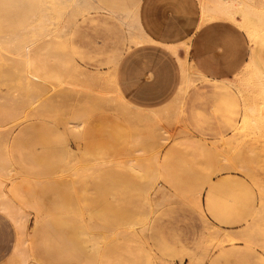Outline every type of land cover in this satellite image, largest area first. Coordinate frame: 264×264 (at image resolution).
<instances>
[{
  "label": "rangeland",
  "instance_id": "rangeland-1",
  "mask_svg": "<svg viewBox=\"0 0 264 264\" xmlns=\"http://www.w3.org/2000/svg\"><path fill=\"white\" fill-rule=\"evenodd\" d=\"M141 2L97 0L98 5L73 11L66 23L71 2L59 8L56 0H0V35L31 34L35 66L50 82L84 70L97 81L115 82L121 91L117 67L123 54L151 38L145 32L146 38L130 40L118 14L132 11ZM223 17L201 14V23L229 20ZM62 26L67 29L64 33ZM179 44L188 48L183 42L164 45L174 53ZM3 52L0 47L1 95L9 92L4 74L10 65ZM185 75L182 68L179 88ZM225 79L196 81L184 99L186 124L170 128L154 157L132 142L124 117L105 105L89 115L82 139L70 135L51 114L17 121L7 143L16 173L5 189L10 188L22 204L28 222L16 228L0 211V264H22L13 253L22 236L39 264H74L86 258L89 237L97 231L106 236L98 264H191L197 254L204 255L202 264H264V252L242 235L246 225L257 221L264 204V169L259 157H251L239 140L227 142L239 97ZM179 88L168 102L180 97ZM72 98L71 104H78L80 97ZM75 98L79 99L75 102ZM99 147L112 151L104 167L75 172L80 149ZM197 195L204 203L203 213L189 203ZM205 240L211 241L206 256L202 253Z\"/></svg>",
  "mask_w": 264,
  "mask_h": 264
},
{
  "label": "bare ground",
  "instance_id": "bare-ground-1",
  "mask_svg": "<svg viewBox=\"0 0 264 264\" xmlns=\"http://www.w3.org/2000/svg\"><path fill=\"white\" fill-rule=\"evenodd\" d=\"M56 1L59 8H64L69 2L72 3L65 19L66 23H70L73 11L98 5L97 3L95 4V0ZM257 1L199 0V10H201L200 14H202L203 18L224 16L229 20H233L236 25L244 30L252 45L249 57L243 68L236 75L237 77L225 79L237 90L243 103L241 121L238 127L227 137V142L229 144L232 141L239 140L241 148L250 153L251 157H255L253 156L254 154L259 157L262 164L261 169H264V0L262 4H258ZM42 9L44 10L43 7ZM118 16L127 26L130 40H142L145 33L141 27L137 9L128 13L118 14ZM65 28V26H62L60 32L64 33L67 30ZM181 46L185 49L183 45L179 44L174 52L183 66L182 68L186 71L185 78L179 88L180 97H175L166 106L147 109L128 100L118 89L115 82L108 81L106 78L97 81L94 74L86 73L84 70L67 73L63 75V78L59 77L57 82H50L42 71L35 66L36 57L33 54L34 39L29 33H20L13 37L0 39V47L4 51L2 56L10 65V69L4 74L5 79L8 81L5 83L8 84L9 92L5 95L0 93V210L12 218L16 228L26 227L28 217L23 210L22 204L17 202L12 196L10 188L9 190L5 189L6 181L16 173V168L10 159L7 148L11 127L17 121L26 120L34 114L36 117V114L40 116L39 113H41L43 116L46 113L45 115L56 116L57 122H60V125L63 124L62 127L66 126L70 130L67 129L71 133L70 135L73 134L77 139H80L90 122L89 115L105 105L113 112L121 114L122 118L124 117L123 119L128 124V128H131L132 137L130 136V138H133V141H131L148 151V154L149 152L152 153L154 157L156 152L159 151L157 147L167 138L170 128L175 127L177 123L185 124L182 118V103L187 92L196 84L197 80L208 78L207 75L201 73L193 66L187 57L180 55L179 48L181 49ZM41 59L43 60V57ZM74 95L80 97L78 104L75 103V105L70 102ZM77 99L75 98V102ZM66 127L63 129H66ZM183 128H185V125H183ZM156 148L157 151L155 150ZM241 148H237V153L241 152L239 150ZM80 150V163L75 172L96 171L104 167L103 165L112 156L110 149L101 147L95 151H89L87 148ZM143 161L144 157L139 160L141 166L144 165ZM155 174L152 175V180L156 178ZM189 203H192L193 207L198 208L201 213L204 212L200 195L191 196ZM256 220V222L254 221L255 223L250 222L246 225L247 227H245L244 232L242 231V235L243 238L254 243L264 252V204L260 207ZM21 233L19 236H21ZM215 233L214 231L213 235L217 236L218 234ZM22 237L17 240L13 252L14 255H18L21 258L22 264H39L29 251L27 240ZM104 237L106 238L103 233L98 231L97 233H91L89 237L91 245L88 255L83 260L77 259L74 264H98V259L102 257L101 240L103 242ZM206 238L210 239L211 237L208 235ZM210 242L207 241L205 243L202 249L204 252L200 250L202 253L205 254L208 251ZM203 259L204 255H194L192 256L191 264H202Z\"/></svg>",
  "mask_w": 264,
  "mask_h": 264
},
{
  "label": "crops",
  "instance_id": "crops-1",
  "mask_svg": "<svg viewBox=\"0 0 264 264\" xmlns=\"http://www.w3.org/2000/svg\"><path fill=\"white\" fill-rule=\"evenodd\" d=\"M135 9L151 42L133 46L123 54L117 67V80L123 95L138 106H166L178 91L182 80L181 64L164 44L185 43L188 48L185 51L181 46L180 55L187 57L193 66L208 76L203 80L237 75L249 57L250 44L244 30L226 19L201 23L199 0H142L141 6L138 4ZM20 33L8 32L0 35V39ZM237 94L239 110L232 132L238 127L243 113L242 99ZM182 118L186 124L184 100ZM202 205L204 209L203 201ZM2 212L15 225L12 218Z\"/></svg>",
  "mask_w": 264,
  "mask_h": 264
}]
</instances>
